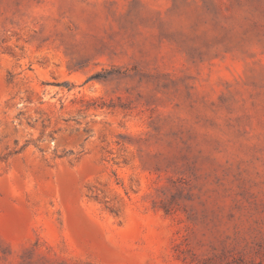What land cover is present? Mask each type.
<instances>
[{"label": "rangeland", "instance_id": "rangeland-1", "mask_svg": "<svg viewBox=\"0 0 264 264\" xmlns=\"http://www.w3.org/2000/svg\"><path fill=\"white\" fill-rule=\"evenodd\" d=\"M0 264H264V0H0Z\"/></svg>", "mask_w": 264, "mask_h": 264}]
</instances>
